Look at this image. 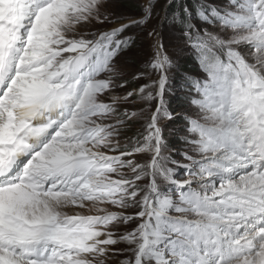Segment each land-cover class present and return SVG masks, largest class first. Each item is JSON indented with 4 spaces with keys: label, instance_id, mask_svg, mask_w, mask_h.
Returning <instances> with one entry per match:
<instances>
[{
    "label": "rangeland",
    "instance_id": "rangeland-1",
    "mask_svg": "<svg viewBox=\"0 0 264 264\" xmlns=\"http://www.w3.org/2000/svg\"><path fill=\"white\" fill-rule=\"evenodd\" d=\"M180 1L107 0L105 3L104 0H99L98 3V0H63V3L56 7L59 14L56 17H50L48 25L64 17L66 13L80 16L88 15L89 12L95 15L98 11L100 19L103 20L102 24L96 20H93L91 24L81 23V31L92 34L98 30L115 28L119 23L134 24L121 33V39L118 44L106 46L100 53L94 54L97 64L94 76L99 78L101 74H105L104 78L109 81L112 93L117 97V103L113 106L114 111L107 117H102L97 112L92 114L86 122L90 130L95 129V131H92L89 140L84 143V147L89 149L92 155L85 152L82 155L83 160L81 162L87 164L91 161V170L99 178V185L90 186L92 193L90 198H85L84 200L78 198L75 203L63 209L66 215L72 217L74 221L69 228V233L76 232L78 235L81 234L80 236L92 233L95 235L104 234L108 236L109 240L99 247L90 246L83 249L80 246L81 248H76L75 250H65L64 254H67V257L62 258L61 264H124L125 257L130 260L134 259V251L131 250L129 243L122 238H126L128 233L136 228V224H148L149 221H151L150 243L145 252V264H152L157 256H161L164 261L180 259V257L170 254L171 249L167 244V240L175 239L176 236L174 233L169 232L166 226L158 229L159 242L156 241L157 237L152 234L157 227L154 215L151 217L145 215L143 221L136 220L133 222V218L136 217L137 213L145 211L146 199L147 207L153 206V199L157 198L152 191L153 187H157L161 193L158 199L167 198L172 201V204L165 209V217L179 218L186 223L192 219V214L177 211V204L183 209L187 208L188 205L180 202V189L175 186V183L184 184L183 182L193 174L186 170L187 165H189L187 154L192 152L190 148L192 144L188 143L186 133L188 125L185 117L191 116L195 118L197 109L191 105L190 100L196 96L195 82H201L205 79L206 73L202 70V65L200 66L196 62L195 56L199 55L198 51L190 46L193 42L199 43V41L195 40V36L191 40H186L183 25L175 19V17L181 18V15L173 13L175 5H178ZM190 1L200 5L211 4L214 10L221 15L231 14L234 17H243L248 21V23L241 24L232 21V18H227L232 22L220 25L215 15H210L207 12L198 16L195 8L192 6L185 7L184 9H187V13L190 15L189 22L194 25L196 31L200 33L206 31L217 33L225 40L234 36L237 31L248 35L249 24L251 23L250 5L253 0H237L235 4L232 3V0ZM54 2L55 0H53ZM147 3L162 5V7H156L154 14L150 18H145L143 23H140L141 17L138 15L142 14L134 10L136 7L143 10L142 7ZM23 5L24 0H0V56H5L2 62L8 54V49L13 46L9 42L14 41V46H20L21 37H23L24 41L23 51H27L29 55L33 52L37 54L42 52L44 45L42 37L46 31L45 25L40 27L35 24V20L19 19L18 12ZM39 28H43V30H39ZM117 35L119 34L117 33ZM39 38L41 39L39 40ZM113 39L116 40V37L113 36ZM121 43H124V47L120 46ZM161 43L165 45L166 49L161 47ZM253 50V45L247 42L241 43L238 49L240 54L246 59V62L249 63L253 62L254 59L252 56ZM228 51L225 48L226 59ZM232 51H235V49L233 48ZM165 52H167L169 59H172L175 63L171 71H167L169 78L165 98L167 108H160L159 114H157L159 106L156 105V101L151 99L144 100L137 93L142 86H147V90L152 91L153 96H156L157 81L163 73L161 69L154 71L152 65L157 60H162ZM113 57L116 58L115 61H113ZM0 65H2L1 61ZM249 68L253 73L256 72L254 70L255 64ZM21 77L26 78V74L20 73L16 78V82L20 84V87H13L15 82L11 87L6 88V94L9 95L11 92L16 104L27 99L26 95H24L26 90H22L23 92L21 93V89H19L27 87V78L23 82L20 81ZM39 81L44 94L48 93L49 89L57 87L47 81L40 79ZM243 87L248 89V91L245 95L238 97L240 106L242 107L245 101L247 102L246 104H251L250 101L255 100V108L257 110L261 108L260 98L264 97V91H255L258 87L256 79L251 78ZM13 89L14 91H12ZM12 92L16 95L12 94ZM128 93H132V95L129 96ZM102 99H108V97H103ZM0 104L3 106V101ZM59 111L62 121L56 127V131L61 132V138L56 144H80V137L86 134L79 127L80 110L73 106L71 111L68 109H60ZM168 111L174 117L169 121ZM176 113H180V115H176ZM208 114L210 115V113ZM198 117L200 123H205V113L199 112ZM0 118L4 119V117ZM93 120L95 121L94 124L92 123ZM157 121L159 127L164 130L163 140L158 138V133L155 130ZM165 123L167 125L163 127ZM248 123L250 131L253 128L259 129L261 124H264V118L254 115ZM71 124L73 125L72 127L69 126ZM5 125H7L6 122ZM97 125L103 126L97 128ZM97 139L101 143L98 147H93V145H96ZM105 142H108L107 147L103 146ZM243 146V152L248 151L249 147L258 148V146L252 147L247 137L244 138ZM220 151L222 152L223 150L221 149ZM254 153L256 155L257 152H251V154ZM218 154L217 151H212L211 149L198 151L195 160L211 163ZM240 157H243V154L238 151H231L225 162L226 167L223 178L217 176L215 180H210L207 171H205L204 179L200 180L199 184H214L219 189L222 184L226 185L230 180L238 181L240 177L248 178L252 175L261 177V175L255 174L253 167L243 172H238L240 167L236 168L235 161H238ZM169 169L172 170L171 179L165 181L164 177L169 174ZM199 184L193 182L191 186L197 188L202 196L205 194L212 196L211 190L204 192L199 187ZM247 186L248 183L245 185L247 191L253 189L251 186ZM187 187L184 188L185 192ZM229 195H232V193L225 192L224 196L217 195L212 197V199L219 201ZM262 196H264V192L258 195L246 192L237 193V204H245L247 200L244 197H246L250 198L247 206L256 208V206L259 207L260 204L264 203L261 200ZM244 206L248 209L246 205ZM230 207H233V205L226 207L224 222L216 228L219 237L222 240H232L233 246L244 245L246 248L256 249V251L247 255H239L237 258L231 259L229 264L237 259L243 260L251 255H258L261 239L260 236H257L255 240H252L253 234L259 228L249 232L241 229L238 236L234 234L235 230H233V227L239 228L236 223L239 219L244 221L245 218L241 216L240 210L237 213L229 214ZM229 217H233V219H229ZM191 226L193 228L196 227L194 223ZM248 228H252V225H249ZM66 236L67 238H73L77 235ZM242 236L246 237V239H241ZM86 238L88 237L86 236ZM112 239H119L121 242L113 245L109 243ZM191 240L196 241L191 246H195L198 249V255L201 257L208 256L207 253L209 252H214L216 250L213 247L214 244L217 247L219 246L216 243L217 236L215 234L207 238H201L198 241L195 237H192ZM249 240H251V246L248 245ZM205 246L206 252L204 251V256H202ZM79 250L81 251L79 252ZM118 250H123L122 255L117 254ZM47 254H45L44 258ZM51 257L54 258V256ZM184 259L189 260L190 264L191 261L195 260L194 256L189 255L187 248L185 249ZM209 259L211 260L212 257H209ZM196 264H198V261H196Z\"/></svg>",
    "mask_w": 264,
    "mask_h": 264
},
{
    "label": "clouds",
    "instance_id": "clouds-1",
    "mask_svg": "<svg viewBox=\"0 0 264 264\" xmlns=\"http://www.w3.org/2000/svg\"><path fill=\"white\" fill-rule=\"evenodd\" d=\"M104 2L106 3L107 0ZM49 11V8L43 9L40 17H44ZM93 20L103 23L98 11L95 15L89 12L88 15L80 16L66 13L64 17L51 25L45 24L46 31L42 37L44 45L41 53L33 52L31 55L27 51L14 53L18 58L17 70L11 81L7 83V87H11L16 82L20 73L56 85L57 87L49 89L47 95L41 98L40 114L50 116L57 108L71 111L75 106L80 110L79 127L86 133L80 137V144L67 145L64 151L60 152L56 150L55 145L61 138V132L56 131L55 135L51 134L49 129L56 127L52 120L41 119L37 122V127L32 130L41 137V141L35 148L32 144H27L25 150L34 151V156L23 165L20 173H17L15 177H8V179L18 178L30 194L18 206L15 221L19 231L12 240L21 248L22 253L39 257L42 249L49 243H56L66 235H78L76 232L69 233V228L74 221L72 217L66 215L63 209L75 203L78 198L80 200L90 198L92 195L90 186H98L100 183L99 178L91 170V161L87 164L82 163L83 156L74 157L70 151L88 152L92 155L91 151L84 147V143L89 140V136L95 129L90 130L86 122L92 114L97 112L102 117H107L114 111L113 106L117 103V97L112 93L109 81L104 78L105 74H101L99 78L94 76L97 69L94 54L100 53L106 46L118 44L119 41L109 35L115 28L98 30L94 34L81 31L82 22L91 24ZM231 37V40H225L217 34L216 37L207 40L198 49L201 57L198 62L206 73V78L200 83L202 85L208 81L215 83L219 96V106L210 115L205 113L207 116L205 123L212 126L218 121L217 127H223L235 135V147L240 149L245 137L248 138L250 144L253 143L248 122L254 115L264 118V107L258 110L251 104H244L241 107L234 103V97L247 93L248 89L243 85L247 84L251 78H255L258 84L255 91H264V74L258 71L253 73L242 58L236 63L230 61L228 55L226 59L225 48L229 43L247 39L246 35L239 31ZM228 50L232 51V49ZM115 59L113 57V61ZM160 63L163 73L165 70L171 71L175 62L169 59L165 52ZM155 91L156 96L159 95L158 87ZM137 94L144 100H156V96H153L152 91L147 90V86H142ZM128 95L131 96L132 93ZM103 97H108V99H102ZM196 115L199 116V112ZM188 118L191 119V117ZM92 123L94 124L95 121L93 120ZM102 126L97 125V128ZM100 143L101 141L97 139L93 147H98ZM103 146L107 147L108 142H105ZM190 148L194 153L202 151L199 147L192 145ZM194 160L195 157L189 159L187 167L194 170L193 174L183 182L188 187L185 195L179 196V199L188 205L184 212L192 214L190 223L197 226L208 224L216 229L224 222L226 207L238 203L236 194L246 191L243 186L247 184L248 178L240 177L238 181L230 180L226 185L222 184V191L232 193V195L214 201L212 197L221 195L220 192L213 189L212 196L206 194L202 196L197 188L191 186L193 182L199 184V181L204 179L205 173L202 168L195 167ZM207 173L209 176L214 175L212 172ZM171 175L172 170L169 169V174L164 177V180H170ZM199 187L204 188L205 185L199 184ZM160 228H165V225H159ZM257 236L261 238L260 252L264 253V233L253 234L252 240H255ZM122 239L127 243H132L127 238ZM241 239H246V237L242 236ZM119 242H121L119 239L109 241L112 244ZM195 242V240L192 241V243ZM248 245L251 246V240L248 241ZM255 259L253 255L244 260H234L231 264H250ZM20 264H36V261L29 260L27 255H22ZM41 264H46V262L41 261Z\"/></svg>",
    "mask_w": 264,
    "mask_h": 264
},
{
    "label": "snow or ice",
    "instance_id": "snow-or-ice-1",
    "mask_svg": "<svg viewBox=\"0 0 264 264\" xmlns=\"http://www.w3.org/2000/svg\"><path fill=\"white\" fill-rule=\"evenodd\" d=\"M53 3V0H24V7L19 9L18 18L24 19L27 18L30 21H34L36 17L41 13L43 9L49 8ZM232 3H237V0H232ZM156 7H162V5H152L151 3H147L143 9V14L138 15L141 17L140 23L144 22L145 18H150L154 14V9ZM90 11V9H88ZM188 10L184 9L186 13ZM208 13L210 15H215L216 19L219 21L220 25H226L229 22H237V23H248L243 17L232 16L231 14L221 15L218 11L209 9ZM250 16L251 23L248 28V35H246L247 39L239 42L229 43L227 45V49H235V51H228V59L233 63L238 62L241 58L246 61V59L240 54L238 51L241 43L247 42L253 45V62H247V67H252L255 64V71L264 74V0H253L250 5ZM227 18H232V21ZM177 22L181 23L184 28V35L186 40H191L195 36V40L199 41V43L193 42L190 46L197 50L199 47L206 43L207 40H210L212 37H216L217 33L213 32H203L200 33L195 30L194 25L190 23L187 19H181L180 17H175ZM134 24H122L119 28H115L113 32H111L110 36H115L117 41L121 39V33L125 30L129 29ZM138 26V25H135ZM117 33L119 35H117ZM186 33V34H185ZM220 36V35H219ZM221 37V36H220ZM232 37L229 38L231 40ZM20 48H16L14 46L15 42L10 41L9 43L13 45L8 49V54L3 62L0 65V84H3L5 89L7 88V83L11 81L14 72L16 69V64L18 62V58L14 53L22 52L24 47L23 37L20 38ZM121 47H124V43L120 44ZM161 47H165L163 43H161ZM258 62V63H257ZM153 70L161 69V63L159 60L156 61L154 65H152ZM168 72L165 70L162 75H160L158 80V88L159 95L156 96V105L157 114H159L160 108H167L165 105L166 98V90L168 84ZM196 89V96L192 97L190 100L191 105L197 109V112L203 113H211L215 108L219 106V96L217 95L218 88L217 85L211 81L204 83L203 85L197 81L194 85ZM234 103L240 106V101L238 97H234ZM251 104L255 105V100L250 101ZM261 107H264V97L260 98ZM195 118L191 116H186L187 120V129L186 133L188 136V143L190 142L192 146L199 147L200 149L206 151L211 149L212 151H217L219 154L215 157V159L211 162H201L194 160V165L196 168H202L203 171L212 172L214 175L209 176L210 180H215L217 176L223 178L224 170L226 167V160L228 158V154L231 151H243V145L240 149L235 147V135L230 133L223 127H217L214 122L212 126H208L206 123H200V119L198 116ZM188 117H191L189 119ZM173 115L168 112V119H173ZM207 120V116L205 117ZM0 123H5V121L0 120ZM155 130L158 133V138L160 140L164 139V130L159 127L158 121L155 123ZM264 124H261L259 129H251L250 136L253 140L251 143L252 147L260 146L261 153H264ZM259 137V139H257ZM223 150L222 152L220 150ZM25 149L20 147L19 145L13 149V154L7 159V162L0 166V175H7L11 172V170L15 167V164L19 160L20 154ZM195 154V155H192ZM197 153L190 152L187 154V159L195 157ZM264 167V165H262ZM187 171L192 173L193 168H186ZM18 179V178H17ZM261 179L264 180V175L261 176ZM11 183H16V180L11 181ZM175 183V182H174ZM205 185L202 188V191L208 192L215 189L217 192H220V196H224L225 192L222 191L221 188H216L214 184L202 183ZM6 186V185H0ZM175 186L180 189V196L183 197L185 195L184 188L187 185L182 183H175ZM154 196L157 197L153 199V206L147 207V199L145 200V211H141L137 213L136 217L133 218V222L136 220L143 221L145 215H149L150 217L154 215L156 220V231L152 233L157 237L156 241L159 242V225L164 224L169 232L175 234V239L167 240V244L169 245L171 251L170 254L175 257H180V259H173L171 261H164L161 259V256H157L156 259L152 262V264H190V261L184 259L185 249L190 256H194L195 260L191 261V264H196V261L199 264H215L214 260H210L209 257L216 255L220 257H224L225 259L221 260V264H229V261L233 256L238 255H247L256 251V249L246 248L244 245L233 246L232 240H222L219 237L218 232L212 225L201 224L199 226L196 225L193 228L190 222H185L179 218L165 217V209L172 204L171 200L167 198L158 199L161 193L157 187H153ZM201 194V193H200ZM216 197V196H213ZM181 203H184L183 200H180ZM178 212H184L185 209L181 208L179 204L176 205ZM18 211V201L12 200L7 202V209L5 211V218L3 221V226L0 227V257L3 258L4 264H20V259L22 255H27L26 253H22L21 248L12 242L14 233L10 232L7 228L9 223L15 222L16 216L14 213ZM261 228H264V224L260 225ZM137 229L139 230L137 232ZM151 230V221L148 224L138 223L136 224V228L133 229L132 232L128 233L127 239L132 241L129 243L131 246V250L134 251V259L130 260L129 258H124V264H145V252L148 247L150 240L149 234ZM215 234L217 236V244L213 245L216 248L215 253L209 252L208 256L200 257L198 255V249L195 246H191L192 237H195L198 241L201 238H207L211 235ZM239 235L238 233L236 234ZM135 241V243H133ZM115 245V243H113ZM19 249V251H17ZM123 250H118L117 254L122 255ZM30 260L31 258L28 257ZM250 264H264V253H259V256L251 261Z\"/></svg>",
    "mask_w": 264,
    "mask_h": 264
},
{
    "label": "bare ground",
    "instance_id": "bare-ground-1",
    "mask_svg": "<svg viewBox=\"0 0 264 264\" xmlns=\"http://www.w3.org/2000/svg\"><path fill=\"white\" fill-rule=\"evenodd\" d=\"M61 3H63V0H55V2L52 3L51 6H49L50 11L48 13H46L44 17H40V14L36 17L35 24L37 26H40V27H42L45 24L48 25L50 22L49 21L50 17H52V16L56 17V15L59 14L57 12L56 7ZM122 24L123 23H119L118 25L115 26V28H119ZM39 30H43V28L42 29L39 28ZM40 39L41 38H39V40ZM26 78H27V82H28L26 84L27 87L26 88H19V89H21L20 90L21 93L23 92L22 90H26V94H24V95H26L27 99L25 100V98H24L25 101H24V103L22 102L23 104L21 102H17V104H16V101H14V99H13V95H12V97L11 96L5 97L3 99V101L4 100H7V101L11 100V101L8 103L5 101L4 104H6V107H4L5 105L0 107L1 108L0 109V111H1L0 116L5 114V116H6L5 118H7L10 115H12V119H14L17 116L18 120L35 118L37 120V122L41 119H43V120L51 119V116L53 114L54 115L57 114V109H55L49 117L46 115H43L40 118H36V116L38 114V110H39V102H40L41 98L43 96H45L46 94H44L42 92V86H41V82L39 81V79H34L28 75H26ZM26 78L21 77L20 81L24 82V81H26ZM13 87L18 88V87H20V84L18 82H16ZM19 103H21V104H19ZM246 103L247 102L245 101L244 104H246ZM56 119L57 120L59 119V121H62L61 118H59V117H57ZM0 120H2V118H0ZM69 126L72 127L73 125L71 124ZM6 131H8L7 125H5V123H0V144L7 141V137H6L7 132ZM67 145H71V144H68V143L67 144H61L60 143V144H56L55 148L57 151L63 152L64 147ZM72 145H74V144H72ZM70 151H71V155L74 157H78V156L85 154V152L80 153V152H76L75 150H70ZM257 153H256L257 160H263L264 155H262L260 149L257 151ZM35 163H36V161H35ZM248 181L249 182H247L248 183L247 187L251 186L253 189H255V191H253V189L250 191L246 190L245 191L246 193H249L252 195H256V194L258 195V194L264 192V180H262L261 177H258L256 175L255 176L252 175L251 177H248ZM244 187H245V185H244ZM29 195L30 194H29L28 189L26 187H24L23 185H19V184L18 185H12L10 187L0 188V210L5 213V211L7 209V202L12 201V200L18 201V206H20L22 204V202L25 201V199L29 197ZM258 208H259V212L261 214H263L264 213V206L258 207ZM13 215L16 216L17 213H14ZM0 226H2L1 223H0ZM7 228L9 231L11 230V228H9V227H7ZM256 233H264V228L259 227V229H258V231H256ZM80 235L74 236L73 238L70 237L68 239L66 238L67 236H65L60 241L64 244L69 245L70 248H79L81 246L84 249V248L90 247V246L99 247L105 241L109 240L108 236L104 235V234L103 235L102 234L95 235L94 233L88 234V235L85 234L88 238H86V236H80ZM47 246H51V243H49ZM80 251L81 250H79V252ZM259 253H260V251H259ZM45 254H46V252L43 253L41 256L44 257ZM47 256H48V254H47ZM251 256H253V255H251ZM254 256L257 258L259 256V254L254 255ZM249 257H246L244 259H247ZM51 263L56 264L57 263L56 258L51 257L49 264H51ZM0 264H4L2 257H0ZM36 264H40V263H36ZM57 264H59V263H57Z\"/></svg>",
    "mask_w": 264,
    "mask_h": 264
},
{
    "label": "trees",
    "instance_id": "trees-1",
    "mask_svg": "<svg viewBox=\"0 0 264 264\" xmlns=\"http://www.w3.org/2000/svg\"><path fill=\"white\" fill-rule=\"evenodd\" d=\"M178 5L179 7H177ZM178 5L177 4L175 5V9L173 10V13L181 15L182 19H187L188 21H189L190 15L187 12L186 13L184 12L185 7L192 6L193 8H195L198 16H201L204 13H207L209 9L214 10L211 4L200 5V4H196V2L192 3L190 0H181L180 2H178ZM134 11H136L139 14H143V10H141L140 8L136 7ZM195 59H196V62L199 64L198 61L201 59L200 55L195 56Z\"/></svg>",
    "mask_w": 264,
    "mask_h": 264
}]
</instances>
